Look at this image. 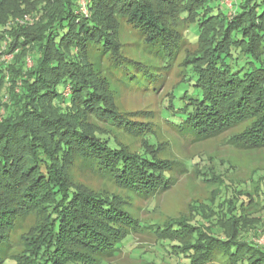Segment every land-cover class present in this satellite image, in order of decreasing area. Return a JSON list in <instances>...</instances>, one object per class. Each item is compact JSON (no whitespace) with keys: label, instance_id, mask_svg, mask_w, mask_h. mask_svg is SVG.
I'll return each mask as SVG.
<instances>
[{"label":"trees","instance_id":"1","mask_svg":"<svg viewBox=\"0 0 264 264\" xmlns=\"http://www.w3.org/2000/svg\"><path fill=\"white\" fill-rule=\"evenodd\" d=\"M84 1L62 0L60 14L44 19L29 41L21 38H29L30 24L8 29L7 47L20 45L22 55L0 61V264L11 260L4 254L11 234L31 215L37 223L23 237L17 264H106L138 232L139 220L115 195L73 183L69 171L76 158L96 163L102 175L134 191L156 195L172 186L167 171L180 162L164 165L146 153L127 154L115 138L88 133L81 123L79 114L85 113L90 121L102 119L144 135L104 94L93 78V63L84 57L94 44L121 67L131 61L115 36L117 17L144 32L146 43L160 44L170 59L185 38L205 41L204 50L188 59L192 93L173 123L181 133L202 141L246 124L229 142L241 150L264 148V0H232L231 6L221 0ZM28 2L33 0H0V26L3 10L9 18L24 12ZM49 3L38 0L36 12L44 15ZM242 220L250 221L243 215ZM239 222L220 225V235L212 233L209 243L201 244L195 264L217 257L231 264H264V246L242 237L234 241L249 228Z\"/></svg>","mask_w":264,"mask_h":264},{"label":"rangeland","instance_id":"2","mask_svg":"<svg viewBox=\"0 0 264 264\" xmlns=\"http://www.w3.org/2000/svg\"><path fill=\"white\" fill-rule=\"evenodd\" d=\"M37 1L28 2L24 12H16L9 18L2 11L1 45L11 41L8 29L15 23L30 24L29 38H21V41H29L30 36L39 33L44 19L56 11L60 14L62 0H48L49 10L44 15L36 12ZM220 3L229 5L230 0H221ZM228 15L232 18L234 14L229 12ZM115 24L118 27L115 36L122 45L123 55L131 61L121 67L94 44L84 57L93 63V78L104 86V94L111 98L125 118L139 124L144 135L139 138L126 128L102 119L90 121L85 113L79 114L81 123L88 133L97 130L115 138L127 154L141 152L164 165L174 161L180 164L174 163V168L167 171L174 177L171 187L156 195H148L141 189L134 191L122 187L116 179L102 175L96 163H82L76 158L69 171L73 183L115 195L123 209L141 224L138 232L131 234L117 255L106 264H195L199 262L201 244L207 245L212 233L220 235L223 223L238 224L242 215L244 219L254 220L255 226L250 227V221L239 222L249 228L242 229L234 241L242 237L263 247L264 148L241 150L229 142L230 134L242 131L246 124L202 141H194L189 133H181L173 124L183 111L185 96L192 93L187 82L191 74L187 70L191 63L188 59L204 50L205 41L190 42L185 38L181 49L170 59L160 44L146 43L144 32L128 23L126 18L117 17ZM185 27L178 29L182 31ZM193 27L194 24L190 25L189 30ZM19 48L20 45L12 50L1 48L0 61L11 62L17 55L21 57L22 49ZM27 66H33L31 59ZM70 91L71 87L67 86L66 93ZM181 221L192 231L189 232ZM36 223L35 215H31L12 232L11 244L6 246L4 253L11 260L6 264H17L16 260L24 249L23 237ZM210 264L231 263L225 257H217Z\"/></svg>","mask_w":264,"mask_h":264},{"label":"built area","instance_id":"3","mask_svg":"<svg viewBox=\"0 0 264 264\" xmlns=\"http://www.w3.org/2000/svg\"><path fill=\"white\" fill-rule=\"evenodd\" d=\"M84 2H85V1L83 0V3H84ZM231 3H232V0H230V4H229V6H231ZM84 4H85V3H84ZM28 18H29V17H28ZM29 19H30V18H29ZM21 22H22V21H21ZM7 44H8V43H4L5 46L3 45V49L7 47Z\"/></svg>","mask_w":264,"mask_h":264}]
</instances>
